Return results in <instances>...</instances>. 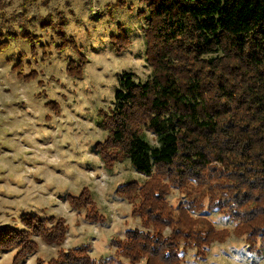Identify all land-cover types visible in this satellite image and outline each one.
<instances>
[{
    "label": "trees",
    "instance_id": "16d2710c",
    "mask_svg": "<svg viewBox=\"0 0 264 264\" xmlns=\"http://www.w3.org/2000/svg\"><path fill=\"white\" fill-rule=\"evenodd\" d=\"M138 3L145 7L137 14L144 20L150 73L140 80L132 72H122L113 106L100 119L106 134L94 147L105 168L127 159L145 175L142 182L129 180L115 190L131 204L141 227L111 239L113 256L93 258L89 246L81 244L60 248L55 257L37 258L35 264H183L189 249L204 259L212 242L230 235L243 239L251 253L261 254L264 247V0ZM125 6V0H116L111 8ZM25 13L23 9L0 19V51L21 39L37 62L38 50L43 58L49 56L52 42L57 52L75 54L65 63V72L81 78L87 57L66 34L63 14L27 18ZM36 26L53 30L49 42L42 41ZM118 31L110 36L116 53L129 44L120 26ZM16 55L11 71L18 78L30 81L40 76L36 68L24 73L22 65L30 61L22 51ZM45 104L58 109L54 101ZM146 131L157 144L149 143ZM172 189L182 193L175 206L166 199ZM66 201L83 210L89 222L105 219L88 187L77 194L68 192ZM211 210L233 226L216 227L206 215ZM18 219L21 227L0 225V254L16 248L13 264L37 251L34 236L47 244L65 240L63 217L25 212Z\"/></svg>",
    "mask_w": 264,
    "mask_h": 264
},
{
    "label": "rangeland",
    "instance_id": "374dc122",
    "mask_svg": "<svg viewBox=\"0 0 264 264\" xmlns=\"http://www.w3.org/2000/svg\"><path fill=\"white\" fill-rule=\"evenodd\" d=\"M115 1L0 0L4 13L1 20L23 9L27 18L61 12L67 20L66 34L74 38L87 57L82 77H70L65 63L75 54L57 52L49 42L53 30L37 26L34 31L42 35V41L50 43L49 56L43 58L39 49L34 62L21 39L0 51V225L16 223L21 227L18 218L25 212L41 217L54 214L67 224L61 244H47L34 236L37 251L17 264H35L37 258L46 261L55 257L60 248L81 244L89 246L93 258L113 256L111 239L122 238L126 229L141 227L139 218L131 214V204L115 190L129 180L142 182L145 175L127 159L111 169L105 168L94 147L106 134L100 119L113 106L122 72H132L140 80L150 73L144 56V20L137 14L145 7L138 0H125V7L112 9ZM12 24L17 27L15 22ZM119 26L128 35L129 44L116 53V43L110 36L117 35ZM16 51L24 52V60L30 61L22 65L24 73L36 68L41 72L38 78L24 81L11 71L18 59ZM49 100L58 104L57 110L45 104ZM145 137L150 144H157L150 131L145 132ZM82 187L90 189L104 221L89 222L83 210L69 207L66 195L77 194ZM181 197V192L172 189L166 199L175 206ZM206 215L219 228L234 224L215 210ZM15 252L16 248L2 252L0 264H13ZM207 252L200 259L194 249H189L183 264H264V247L261 254L251 253L243 239L234 235L223 242H212Z\"/></svg>",
    "mask_w": 264,
    "mask_h": 264
}]
</instances>
